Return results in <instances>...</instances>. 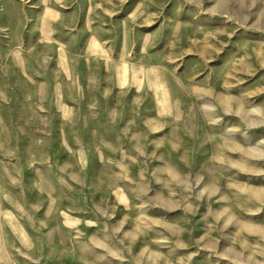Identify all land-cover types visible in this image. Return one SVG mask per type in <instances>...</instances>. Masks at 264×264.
Segmentation results:
<instances>
[{
  "label": "rangeland",
  "instance_id": "rangeland-1",
  "mask_svg": "<svg viewBox=\"0 0 264 264\" xmlns=\"http://www.w3.org/2000/svg\"><path fill=\"white\" fill-rule=\"evenodd\" d=\"M263 230L264 0H0V264H264Z\"/></svg>",
  "mask_w": 264,
  "mask_h": 264
},
{
  "label": "bare ground",
  "instance_id": "bare-ground-1",
  "mask_svg": "<svg viewBox=\"0 0 264 264\" xmlns=\"http://www.w3.org/2000/svg\"><path fill=\"white\" fill-rule=\"evenodd\" d=\"M253 229V228H252ZM263 235H264V230L262 231Z\"/></svg>",
  "mask_w": 264,
  "mask_h": 264
}]
</instances>
